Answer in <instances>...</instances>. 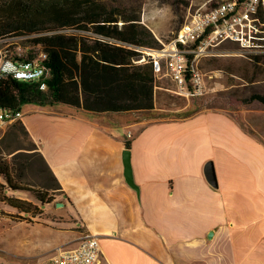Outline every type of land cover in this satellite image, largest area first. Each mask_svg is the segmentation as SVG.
<instances>
[{"label": "crops", "instance_id": "obj_1", "mask_svg": "<svg viewBox=\"0 0 264 264\" xmlns=\"http://www.w3.org/2000/svg\"><path fill=\"white\" fill-rule=\"evenodd\" d=\"M20 112L0 137L10 130L32 144L60 187L40 214L52 210L96 235L98 264H264V141L228 113L147 120L155 116L32 103ZM207 162L216 187L204 176ZM40 214L30 217L33 244L45 222Z\"/></svg>", "mask_w": 264, "mask_h": 264}, {"label": "trees", "instance_id": "obj_2", "mask_svg": "<svg viewBox=\"0 0 264 264\" xmlns=\"http://www.w3.org/2000/svg\"><path fill=\"white\" fill-rule=\"evenodd\" d=\"M173 3L180 26L183 21L176 9L178 4L186 7L188 3ZM258 14L263 20L262 6ZM11 37L24 38L21 51L15 50L16 43L6 49L12 59L45 55L41 64L46 72V88L39 90L36 82L11 76L0 78V107L20 110L29 103L62 104L91 114H143L155 109L156 77L150 57L141 49H157L161 44L140 22L138 13L129 10L124 14L121 7L99 0H0V41ZM142 57L144 61L138 62ZM246 57L253 75L264 71V55ZM252 98L264 105V95ZM129 145L127 141L126 148ZM48 172L53 183L48 190L58 191L57 181ZM0 176L5 189L30 192L44 203V194L17 184L3 170ZM52 200L50 197L46 202ZM14 202L8 201V206L27 213L19 206L24 201Z\"/></svg>", "mask_w": 264, "mask_h": 264}, {"label": "rangeland", "instance_id": "obj_3", "mask_svg": "<svg viewBox=\"0 0 264 264\" xmlns=\"http://www.w3.org/2000/svg\"><path fill=\"white\" fill-rule=\"evenodd\" d=\"M99 1L121 7L124 14H128L129 10L138 13L140 22L151 30L159 43H167L179 28V16L175 13L173 0ZM206 1L187 0L186 7L178 4L177 13L181 14L180 18L182 17L184 22L189 13L203 6ZM23 39L6 38L0 45H5L4 47L9 49L11 43H16L18 46L15 50L19 48L21 51ZM247 55L241 53L237 45L229 42L210 48L198 61V67L204 74L206 89L200 97L186 99L178 96L171 92L174 87L169 78L165 76L156 78L155 109L158 111L149 112L155 117H147V120L179 119L196 112L221 110L228 113L246 130H255L264 141V105L252 98L254 95H264V71L253 75L247 63ZM0 170L12 176L17 184L45 195L44 203H41L33 198L30 192H11L5 189L3 177L0 176V185L4 186L0 188V260L8 263L43 262L46 259L25 257L26 252L38 250L47 252V257H50L56 249L48 248V244L54 243L57 239L60 242L56 248L75 247L85 233L82 227L75 225L71 220L65 222L63 215H54L52 210L40 214L43 212V204L53 202H46L48 198H54L59 192L48 190L53 185L49 172L24 135L14 136L9 130L0 137ZM17 199L24 201L19 206L30 216L19 215V212L22 213L20 209L17 211L8 206V201L15 204L14 200ZM38 214L45 222L39 227L41 231L38 236L39 243L33 244L27 241L32 235L30 217Z\"/></svg>", "mask_w": 264, "mask_h": 264}, {"label": "built area", "instance_id": "obj_4", "mask_svg": "<svg viewBox=\"0 0 264 264\" xmlns=\"http://www.w3.org/2000/svg\"><path fill=\"white\" fill-rule=\"evenodd\" d=\"M260 6L262 0H207L187 15L167 43L160 42V48L141 51L150 57L156 78L162 75L170 78L175 94L186 99L200 97L206 89L198 61L210 48L229 42L237 45L241 53L264 55V19L258 14ZM4 46L0 45V78L11 76L20 81L36 82L38 89L44 90L46 72L41 61L45 55L39 53L30 59V64H23V58L9 57ZM142 61L144 57L138 62ZM21 117L20 110L0 107V128ZM130 137V133H126L125 138ZM99 258L98 237L85 232L75 247L56 248L43 262L0 260V264H98Z\"/></svg>", "mask_w": 264, "mask_h": 264}, {"label": "water", "instance_id": "obj_5", "mask_svg": "<svg viewBox=\"0 0 264 264\" xmlns=\"http://www.w3.org/2000/svg\"><path fill=\"white\" fill-rule=\"evenodd\" d=\"M123 157V163H124V176L127 181L130 182L131 180V171H130V163H129V153L128 150L123 151L122 154ZM204 176L206 178V181L211 185L212 187H216V177L214 173V169L211 162H207L204 166Z\"/></svg>", "mask_w": 264, "mask_h": 264}, {"label": "bare ground", "instance_id": "obj_6", "mask_svg": "<svg viewBox=\"0 0 264 264\" xmlns=\"http://www.w3.org/2000/svg\"><path fill=\"white\" fill-rule=\"evenodd\" d=\"M23 64H30V59H28V60L23 59Z\"/></svg>", "mask_w": 264, "mask_h": 264}]
</instances>
